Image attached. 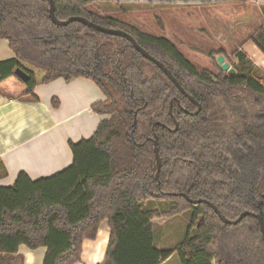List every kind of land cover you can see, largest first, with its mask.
<instances>
[{
    "label": "trees",
    "instance_id": "1",
    "mask_svg": "<svg viewBox=\"0 0 264 264\" xmlns=\"http://www.w3.org/2000/svg\"><path fill=\"white\" fill-rule=\"evenodd\" d=\"M137 5L55 0V13L60 20L82 16L132 34L200 110L128 39L78 21L57 25L49 0H0V39L15 53L0 60V83L14 77L24 86L23 96L37 100L38 84L87 77L105 95L92 105L104 116L95 133L69 142L71 165L36 180L20 171L12 185L0 186V264H25L22 245L46 247L43 264H76L83 241L96 236L104 219L111 235L98 264H161L174 253L181 264H264L255 216L227 224L210 205L182 195L209 200L230 220L259 212V205L264 212V69L237 50L234 74L199 70L172 40L112 13ZM252 40L264 55V28ZM17 68L29 75L27 81L15 74ZM58 104L53 98L52 105ZM5 172L0 157V176ZM173 226L177 239L162 238L163 229Z\"/></svg>",
    "mask_w": 264,
    "mask_h": 264
},
{
    "label": "crops",
    "instance_id": "2",
    "mask_svg": "<svg viewBox=\"0 0 264 264\" xmlns=\"http://www.w3.org/2000/svg\"><path fill=\"white\" fill-rule=\"evenodd\" d=\"M15 56L7 39H0V60ZM24 86L12 77L0 83V157L6 172L0 186L12 185L20 171L34 180L53 175L73 162L69 142L91 137L104 117L92 105L105 99L96 82L87 77L58 78L35 87L37 100L23 96ZM58 98V106L52 105ZM162 225L166 220L160 219ZM174 227V228H173ZM164 228L162 238L177 239L176 226ZM172 228L175 233L172 232ZM110 225L104 219L94 238L83 241L82 258L76 264H98L105 260ZM47 248L20 247L25 264H43ZM176 259L179 262H176ZM161 264H181L174 253Z\"/></svg>",
    "mask_w": 264,
    "mask_h": 264
},
{
    "label": "rangeland",
    "instance_id": "3",
    "mask_svg": "<svg viewBox=\"0 0 264 264\" xmlns=\"http://www.w3.org/2000/svg\"><path fill=\"white\" fill-rule=\"evenodd\" d=\"M137 3L139 5L128 7L126 11L112 13L119 14L125 22L143 31L172 40L199 70L217 73L221 69L217 60L220 55L233 68L237 50L246 52L258 67L264 69L261 65L264 55L252 40V36L264 28L262 8L243 1ZM176 224L175 220L173 225ZM176 228L178 232L179 228Z\"/></svg>",
    "mask_w": 264,
    "mask_h": 264
},
{
    "label": "water",
    "instance_id": "4",
    "mask_svg": "<svg viewBox=\"0 0 264 264\" xmlns=\"http://www.w3.org/2000/svg\"><path fill=\"white\" fill-rule=\"evenodd\" d=\"M49 1L51 4L50 9H49L50 17H51L52 21L57 25L66 26L72 22L78 21V22H81L87 26H90V27L102 32V33L110 34V35H114V36H120V37H124V38L128 39L131 42V44L134 46V48L137 51H139L143 57L154 62L178 86L180 91L183 94H185L192 102H194L198 106V110H200L201 104L182 87L180 82L176 79V77L168 69V67L163 62L158 60L152 53H150L148 50H146L144 47H142L132 34L126 32L125 30H122L120 28H110V27L102 26V25L97 24V23H95V22H93V21H91L85 17H82V16H71L66 20H60V19H58V17L56 16V13H55V0H49ZM217 60H218L219 65L221 66V68L224 71H228L231 74L235 73V69L231 67L229 62L225 61L224 56L220 55L217 58ZM15 74L24 82L29 79V75L20 68H17L15 70ZM135 123H136V120H135ZM159 124L160 123L157 122L155 125H159ZM178 126H179V123L175 119V128L173 130H177ZM153 142H154V151H155V156H156L155 169L157 170V177H158L160 169H161V156H160V151H159L158 136L156 133H154ZM182 195L189 202H191L193 204L206 203V204L210 205L214 209V211L219 215V217L222 219V221L227 223V224H237L247 215L255 216L259 221L260 229H261V232H262V235L264 238V212L261 208V205H259V209H260L259 212L253 213L250 211H244L240 214V216L236 220H230L224 214L221 213V211L218 209V207L216 205H214L209 200L192 199L185 193Z\"/></svg>",
    "mask_w": 264,
    "mask_h": 264
},
{
    "label": "built area",
    "instance_id": "5",
    "mask_svg": "<svg viewBox=\"0 0 264 264\" xmlns=\"http://www.w3.org/2000/svg\"><path fill=\"white\" fill-rule=\"evenodd\" d=\"M127 1H141V2H154V3H160V2H167V3H187V4H199V3H214L219 1H243L248 2L253 5H256L260 8H264V0H127ZM258 65V64H257ZM264 67V60L261 64ZM260 66V65H259Z\"/></svg>",
    "mask_w": 264,
    "mask_h": 264
}]
</instances>
